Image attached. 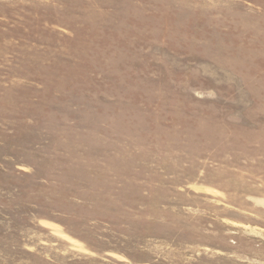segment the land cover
<instances>
[{
	"label": "rangeland",
	"instance_id": "1",
	"mask_svg": "<svg viewBox=\"0 0 264 264\" xmlns=\"http://www.w3.org/2000/svg\"><path fill=\"white\" fill-rule=\"evenodd\" d=\"M0 264H264V0H0Z\"/></svg>",
	"mask_w": 264,
	"mask_h": 264
}]
</instances>
